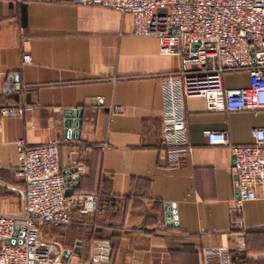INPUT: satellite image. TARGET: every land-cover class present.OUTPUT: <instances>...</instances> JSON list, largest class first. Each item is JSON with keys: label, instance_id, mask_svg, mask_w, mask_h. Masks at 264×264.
<instances>
[{"label": "crops", "instance_id": "1", "mask_svg": "<svg viewBox=\"0 0 264 264\" xmlns=\"http://www.w3.org/2000/svg\"><path fill=\"white\" fill-rule=\"evenodd\" d=\"M75 1L0 0V109L29 108L0 117V212L24 209L17 143L57 140L62 171L84 166L68 188L100 197L96 213L71 211L82 224L42 226L64 264H205L203 251L214 246L228 247L235 264H264V199L244 205L239 250L230 211L234 156L204 135L226 131L231 144H250L264 111L212 112L200 97L183 99L193 148L171 163L162 141L163 79L180 69V58L162 55L155 37L133 35L130 14ZM224 85L247 87L249 74L226 73ZM65 109L83 111L79 140L65 138ZM96 243L111 254L95 260Z\"/></svg>", "mask_w": 264, "mask_h": 264}, {"label": "built area", "instance_id": "2", "mask_svg": "<svg viewBox=\"0 0 264 264\" xmlns=\"http://www.w3.org/2000/svg\"><path fill=\"white\" fill-rule=\"evenodd\" d=\"M75 2L130 14L133 35L155 37L162 55L180 58V69L163 79L162 141L171 163L177 164L193 148L189 142V123L181 105L183 99L200 97L212 112L257 114L264 111V0ZM31 60L29 55L24 56L25 63ZM243 71L249 74L247 87L224 85L226 73ZM26 110L29 108L3 107L0 117L22 116ZM122 111V107L115 108V112ZM204 135L209 145L229 146L234 156L232 171L237 178V197L230 205L231 229L241 250L246 240L244 205L264 199V127L253 128L252 142L246 145L231 144L226 131L206 130ZM17 147L19 175L26 185L24 209L19 214L0 212V264H64L63 250L56 241L43 237L42 226L82 224L73 220L71 211L96 213L100 197L95 193L66 194L68 183L60 166L59 141L37 147L19 141ZM76 168L84 172L83 165ZM13 240L22 244H11ZM203 254L205 264H235L226 246L207 248Z\"/></svg>", "mask_w": 264, "mask_h": 264}, {"label": "water", "instance_id": "3", "mask_svg": "<svg viewBox=\"0 0 264 264\" xmlns=\"http://www.w3.org/2000/svg\"><path fill=\"white\" fill-rule=\"evenodd\" d=\"M197 45L194 46L196 48ZM62 118H63V127L65 130V138L66 140H79L81 135V130L83 127V111L81 109H65L62 112ZM78 170L77 168L68 169L66 171H63V174L66 177L67 183L71 182L72 174H74L76 177L75 180H78L77 177ZM76 186V185H75ZM75 193L74 187L67 189V195H72ZM24 230V229H23ZM20 236H24V231L20 233ZM9 243V242H7ZM11 244H22V241L15 242L10 241ZM80 246V243L78 244ZM104 247V249H102ZM106 248V249H105ZM77 252V249H76ZM79 252V250H78ZM95 260H99L101 255L103 256H109L111 254L110 250L107 249L106 244L103 246L102 243H96L95 245ZM105 260V259H103Z\"/></svg>", "mask_w": 264, "mask_h": 264}, {"label": "rangeland", "instance_id": "4", "mask_svg": "<svg viewBox=\"0 0 264 264\" xmlns=\"http://www.w3.org/2000/svg\"><path fill=\"white\" fill-rule=\"evenodd\" d=\"M229 75H230V77H231V76H233V73H232V74H229Z\"/></svg>", "mask_w": 264, "mask_h": 264}]
</instances>
